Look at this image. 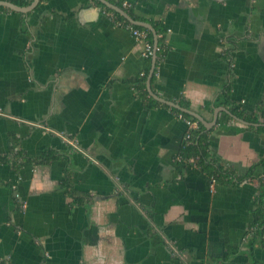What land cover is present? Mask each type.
<instances>
[{"label": "crops", "instance_id": "crops-1", "mask_svg": "<svg viewBox=\"0 0 264 264\" xmlns=\"http://www.w3.org/2000/svg\"><path fill=\"white\" fill-rule=\"evenodd\" d=\"M106 1L128 3L164 52L145 59L144 41L97 0L0 10V157H67L18 172L0 163V264H264V247H247L264 132L217 123L213 154L240 176L261 163V180L212 192L200 170L178 168L186 121L129 83L149 67L148 92L155 64L152 92L208 122L229 111L217 106L227 87L229 105L264 115V0Z\"/></svg>", "mask_w": 264, "mask_h": 264}, {"label": "trees", "instance_id": "trees-1", "mask_svg": "<svg viewBox=\"0 0 264 264\" xmlns=\"http://www.w3.org/2000/svg\"><path fill=\"white\" fill-rule=\"evenodd\" d=\"M0 1H6L11 2L19 7H28L32 4L33 0H0ZM99 5H101L99 2H97ZM116 5L123 9V4L116 3ZM102 6V5H101ZM103 9L107 13H111L114 17V22H121L126 23L128 22L119 14L112 11L111 9H108L104 6H102ZM0 10L2 11H9V9L0 7ZM126 12L131 15L130 9H125ZM135 28L145 31V29L141 27ZM154 28L156 29L157 35H165L166 31L159 25H155ZM148 33V40L151 44L154 45V39L153 35L149 32ZM163 39H159V43L157 45L158 48V55L164 52L165 47L163 43ZM228 59L231 58V53L229 50H226V52L223 54ZM149 73V67L146 69V75L145 78L142 79H134L130 80V85L136 90L139 97H141L146 105L149 106L155 105L158 106L159 104L152 100L147 92L146 89V79L147 75ZM154 83V78L152 80V84ZM224 100V102H223ZM231 100V89L230 87H227L224 90L222 100H218L217 106H226L229 108V111L232 115L236 116L237 118L256 125L261 122V120L264 123V115L254 116L248 113V111L244 108L237 107L236 105H229ZM181 107L190 109V105L186 101H179L178 103ZM178 117H181L184 120H188L191 122H198L195 118L183 114L182 112L171 109ZM232 118L227 114H222L220 119L218 120V123H222L226 121L227 123L230 122ZM199 129L197 130H191V139L185 140L180 157L178 158V168L180 171H184L185 169L189 167L197 168L200 170L206 179L211 183L213 180L216 181V184L220 185H233V184H243L246 181L253 182L254 180H261V163L253 165L244 176L238 175L236 170L225 161H222L220 158L216 157L212 150H211V132L207 131L204 126L199 123ZM257 131L264 132V127H260L256 129ZM67 157L65 155L58 154L57 152L50 151V152H44L36 156H25L21 151H17V149L12 150V153L8 157H0V163L2 164H10L16 172H18L20 169L24 167H37V166H43V165H50L54 163L55 161L59 160H65ZM69 176L66 178L65 181V187L68 190H71L70 183H69ZM16 199V202L19 207H21V203L16 196H14ZM78 195L73 192L72 193V199L74 204H78L79 202ZM255 213L257 215V222L253 227L252 233L248 236L247 240V247L250 255L253 256L254 251L258 247H264V191H261L255 202Z\"/></svg>", "mask_w": 264, "mask_h": 264}, {"label": "water", "instance_id": "water-1", "mask_svg": "<svg viewBox=\"0 0 264 264\" xmlns=\"http://www.w3.org/2000/svg\"><path fill=\"white\" fill-rule=\"evenodd\" d=\"M98 2H100L104 7L108 8V9H111L112 11L116 12L117 14L121 15L128 23L136 26V27H141V28H144L150 32H152L155 36V47H157L158 45V40H157V37H156V33L154 31V29L148 25V24H144V23H141V22H137L135 21L130 15L128 12H126L125 10L119 8V7H116L114 5H112L111 3H109L108 1L106 0H97ZM40 0H33L32 4L28 7H19L11 2H6V1H0V7L2 8H6V9H9L11 11H14V12H18V13H23V14H27L31 11H33L39 4ZM156 56V55H155ZM154 70H155V64L153 65V69L151 71V75H150V80L154 74ZM150 80L148 81V92L149 94L151 95V97L163 104V105H166L167 107H170L172 109H176L180 112H182L183 114H186V115H189L193 118H195L199 123H201L204 128L207 130V131H211L218 123V118H219V115L221 113H226L227 115H229L232 119H234L235 121L241 123V124H244V125H253V124H249L239 118H237L236 116L232 115L231 112H229L228 110L224 109V108H219L215 111L214 113V118H213V121L211 122H208L206 121L202 116H200L199 114L197 113H194L190 110H187L181 106H179L178 104L176 103H173V102H169V101H166L164 99H161L159 98L158 96H156L152 90H151V82ZM253 126H257V127H264V124H256V125H253Z\"/></svg>", "mask_w": 264, "mask_h": 264}, {"label": "built area", "instance_id": "built-area-1", "mask_svg": "<svg viewBox=\"0 0 264 264\" xmlns=\"http://www.w3.org/2000/svg\"><path fill=\"white\" fill-rule=\"evenodd\" d=\"M123 8L124 10L125 9H129L130 8V5L128 3H123ZM112 17L113 15L110 14ZM114 19V17H113ZM116 25L118 27H121V28H124V29H127L129 30L130 32H132L133 36L138 39V40H141V41H144V52H143V57L145 59H151L153 56L156 55V53L158 52V48L155 47L153 44H151L148 40V33L146 31H142V30H139L137 28H135L134 25L128 23H121V22H115ZM187 125H188V131L186 133V136H185V140H190L191 139V130H197L199 129V124L198 122H191V121H188V120H185ZM179 160V159H178ZM215 185H216V181L213 180L211 182V185H210V189L212 192L215 191ZM15 196L16 198H20L19 195L17 193H15Z\"/></svg>", "mask_w": 264, "mask_h": 264}]
</instances>
